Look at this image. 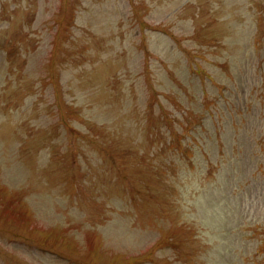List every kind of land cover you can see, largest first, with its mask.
I'll list each match as a JSON object with an SVG mask.
<instances>
[{
  "label": "rangeland",
  "instance_id": "obj_1",
  "mask_svg": "<svg viewBox=\"0 0 264 264\" xmlns=\"http://www.w3.org/2000/svg\"><path fill=\"white\" fill-rule=\"evenodd\" d=\"M261 234L264 0H0V264H264Z\"/></svg>",
  "mask_w": 264,
  "mask_h": 264
}]
</instances>
